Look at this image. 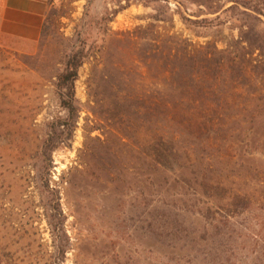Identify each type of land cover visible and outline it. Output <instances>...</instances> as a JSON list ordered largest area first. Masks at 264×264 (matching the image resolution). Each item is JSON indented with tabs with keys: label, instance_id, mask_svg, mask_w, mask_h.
<instances>
[{
	"label": "rangeland",
	"instance_id": "obj_1",
	"mask_svg": "<svg viewBox=\"0 0 264 264\" xmlns=\"http://www.w3.org/2000/svg\"><path fill=\"white\" fill-rule=\"evenodd\" d=\"M45 4L36 39L0 38V264L52 263L40 178L59 193L69 240L63 264H264V0ZM247 4H258L260 13ZM166 36L194 46L216 44L218 50L240 38L261 46L250 50L257 71L225 87L230 92L239 86V103L258 102L259 113L251 120L242 116L240 126L230 125L236 130L219 135L211 155L215 177L250 198L251 207L212 229L197 213L206 200L187 184L178 187L186 174L173 169L176 173L150 179L146 164L137 162L131 152L136 144L142 145V158L148 153L146 121L143 127L125 123L106 104L99 108L93 96L108 84L145 92L153 83L167 82L146 55L149 39ZM90 44L93 56L75 83L79 115L73 137L41 170L38 147L49 126L65 118L54 89L61 60ZM164 90L167 99L180 92ZM120 131L128 136V148L116 153L118 140L111 134ZM167 137L177 138L172 148L186 150L194 164L199 161L193 137L179 128L168 129Z\"/></svg>",
	"mask_w": 264,
	"mask_h": 264
},
{
	"label": "trees",
	"instance_id": "obj_2",
	"mask_svg": "<svg viewBox=\"0 0 264 264\" xmlns=\"http://www.w3.org/2000/svg\"><path fill=\"white\" fill-rule=\"evenodd\" d=\"M247 5L254 13H260L258 4ZM49 19L46 18L47 21ZM93 48L90 44L88 50H74L61 60L60 65L63 69L55 77L54 89L59 108L65 113V118L49 126L45 138L38 147L41 170L48 169L53 152L63 145L65 140L70 141L73 137L79 115L75 83L78 80L79 69L93 56ZM250 50L260 51L261 46L240 38L227 43L224 49L218 50L216 44L194 46L175 36L152 38L149 39L147 61L151 62L150 65H155V70L159 71L167 82L163 85L153 83L145 92H140L131 86L108 84L102 87L100 96L93 94L97 97L96 104L99 108L102 104H106L110 111L125 123L130 121L136 125L138 122L143 127L146 121L151 127L147 130V139L144 142L145 147H148V153L142 158L139 151L141 144H136L133 150L130 148L131 152L138 156L136 157L138 163L141 164L143 161L142 165L146 164L150 179L165 177L171 172L176 173L173 169L186 174L184 180L178 181L180 182L178 187L187 184L192 187L194 195L206 200V204H203L205 208H200L197 213L210 229L222 222L228 223L251 207L250 198L234 192L232 188H227L228 184H225L222 177H215L216 170L211 162L217 137L224 136L225 131L229 133L236 130L234 125L232 127L230 125L238 122L236 125L240 126L245 123L243 121L245 114L251 120V116L259 113L258 102L239 103L241 97L237 89L239 86L233 89L231 87L230 92L225 88L228 83H236L249 73L257 71V62L253 60L254 53ZM89 87L92 89V84ZM165 88L173 91L180 89V92L177 97L167 99L164 96ZM228 93H230L229 97L234 96V98H230L231 100L227 98ZM217 94H223L224 98L215 97ZM227 108L231 109L232 114H227ZM171 128H179L180 131L193 137L195 144L199 146L201 156L199 161L194 164V160L186 150L172 148V145L176 146L177 138L168 139V129ZM65 132H67L66 138H64ZM115 134L111 136L118 140L116 153H121L126 147L128 148L126 142L128 136L122 131ZM135 136L140 140L145 137L144 134H135ZM38 190L44 210L43 216L52 241L51 264H63L69 240L65 230V216L60 207L59 193L42 178L38 180ZM155 219L156 217L153 216L154 223Z\"/></svg>",
	"mask_w": 264,
	"mask_h": 264
},
{
	"label": "crops",
	"instance_id": "obj_3",
	"mask_svg": "<svg viewBox=\"0 0 264 264\" xmlns=\"http://www.w3.org/2000/svg\"><path fill=\"white\" fill-rule=\"evenodd\" d=\"M45 12V0H0V38L36 39Z\"/></svg>",
	"mask_w": 264,
	"mask_h": 264
}]
</instances>
